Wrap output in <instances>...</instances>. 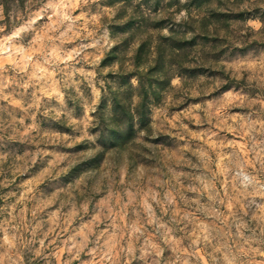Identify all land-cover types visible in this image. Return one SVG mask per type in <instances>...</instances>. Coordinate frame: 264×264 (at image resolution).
Returning <instances> with one entry per match:
<instances>
[{
	"label": "rangeland",
	"instance_id": "1",
	"mask_svg": "<svg viewBox=\"0 0 264 264\" xmlns=\"http://www.w3.org/2000/svg\"><path fill=\"white\" fill-rule=\"evenodd\" d=\"M0 264H264V0H0Z\"/></svg>",
	"mask_w": 264,
	"mask_h": 264
}]
</instances>
